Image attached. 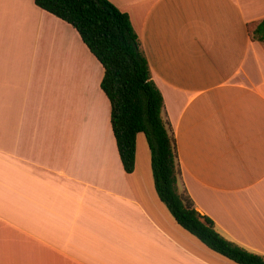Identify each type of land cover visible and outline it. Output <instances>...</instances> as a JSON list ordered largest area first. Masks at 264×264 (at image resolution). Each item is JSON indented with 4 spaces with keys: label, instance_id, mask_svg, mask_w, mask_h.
Listing matches in <instances>:
<instances>
[{
    "label": "crops",
    "instance_id": "1",
    "mask_svg": "<svg viewBox=\"0 0 264 264\" xmlns=\"http://www.w3.org/2000/svg\"><path fill=\"white\" fill-rule=\"evenodd\" d=\"M130 18L175 140L178 188L264 256V0H109ZM103 68L34 0H0V264H236L181 228L136 135L126 173Z\"/></svg>",
    "mask_w": 264,
    "mask_h": 264
},
{
    "label": "trees",
    "instance_id": "2",
    "mask_svg": "<svg viewBox=\"0 0 264 264\" xmlns=\"http://www.w3.org/2000/svg\"><path fill=\"white\" fill-rule=\"evenodd\" d=\"M36 6L70 24L103 68L100 88L110 103V125L126 173L135 166L136 135L143 133L150 151L158 198L175 222L210 250L236 264H264V256L221 236L178 188L180 167L175 140L163 117V98L154 81L138 35L126 12L109 0H34ZM249 37L264 45V18L249 23Z\"/></svg>",
    "mask_w": 264,
    "mask_h": 264
}]
</instances>
